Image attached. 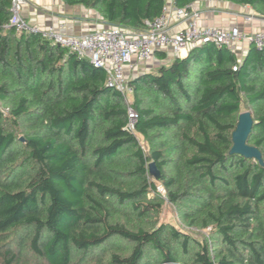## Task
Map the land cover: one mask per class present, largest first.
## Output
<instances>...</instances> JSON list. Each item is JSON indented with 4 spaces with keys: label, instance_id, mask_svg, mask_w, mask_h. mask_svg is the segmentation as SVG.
<instances>
[{
    "label": "trees",
    "instance_id": "16d2710c",
    "mask_svg": "<svg viewBox=\"0 0 264 264\" xmlns=\"http://www.w3.org/2000/svg\"><path fill=\"white\" fill-rule=\"evenodd\" d=\"M62 1L136 32L164 5ZM225 1L264 17V0ZM11 4L0 0V264H30L24 252L44 264H264V49L238 58L207 42L133 75L130 129L105 70L7 26ZM242 108L261 162L231 153ZM164 198L207 237L158 224ZM114 239L128 252L104 260Z\"/></svg>",
    "mask_w": 264,
    "mask_h": 264
},
{
    "label": "built area",
    "instance_id": "2783aa9c",
    "mask_svg": "<svg viewBox=\"0 0 264 264\" xmlns=\"http://www.w3.org/2000/svg\"><path fill=\"white\" fill-rule=\"evenodd\" d=\"M199 2L215 6L225 0H195L182 7L174 6L172 0H164L160 15L152 21H145L144 31L136 32L103 25L77 36L66 34L62 24L41 30L29 25L20 15L23 0H12L7 26H14L17 31L40 32L42 38L48 42L65 48L77 58L87 59L96 68H102L107 75V86L125 98L131 91L128 80L160 61L156 56L158 52L180 57L189 49L207 42L229 49L238 58L242 55H237V51L242 50L245 53L249 45L259 50L264 49V28L247 30L237 23L227 27L203 26L200 22L201 13L196 7ZM242 7L243 12L237 17L244 24H250L258 14L249 6ZM232 69L235 70L236 66ZM136 118V113L128 105L127 126L130 129L133 128ZM158 190L162 191V188L158 187Z\"/></svg>",
    "mask_w": 264,
    "mask_h": 264
},
{
    "label": "crops",
    "instance_id": "0c3cea01",
    "mask_svg": "<svg viewBox=\"0 0 264 264\" xmlns=\"http://www.w3.org/2000/svg\"><path fill=\"white\" fill-rule=\"evenodd\" d=\"M196 7L201 13L200 22L203 26L227 27L237 23L241 28L247 30L264 28V17L257 15V18L250 24H244L237 17L239 13L243 12L242 5L225 1L222 4L210 6L199 2L196 3ZM20 15L26 23L40 30L51 25L59 26L62 24L66 34L76 36L94 31L105 25L94 11L82 6L67 5L62 0H23ZM243 54L244 51H237V55L243 56ZM170 58L172 56L166 55L162 61L166 63ZM126 74L129 75L128 71Z\"/></svg>",
    "mask_w": 264,
    "mask_h": 264
},
{
    "label": "rangeland",
    "instance_id": "374dc122",
    "mask_svg": "<svg viewBox=\"0 0 264 264\" xmlns=\"http://www.w3.org/2000/svg\"><path fill=\"white\" fill-rule=\"evenodd\" d=\"M162 63L164 64L165 62L164 61L163 62L158 61L157 63H154L152 65V68H147L145 71L153 70L159 64H162ZM130 74H132V73H130ZM130 77H131V75H130ZM124 103L126 106H128V105L131 106V104L133 103V96H132L131 91L125 95ZM241 111L245 112L243 108L241 109ZM248 112L251 113L250 110H248ZM138 139L142 143L141 138L138 137ZM142 147H144V146L142 145ZM157 190H158V188H157ZM159 193L164 197V190L163 189H162V191H159ZM160 223H168V224L174 225L176 228L182 230L185 233H189L194 238L201 240V241H203V239L205 237H207V232L209 230V229L198 230L195 228H187L184 225H182V223L180 222V220L177 216L175 208L165 198H164V202H163L161 212L158 216V224H160ZM129 247H130V244H127L125 242H121L118 239H114L108 246H106V248L102 252L103 254H101V256L103 257L104 260H106L107 256L109 255V252L114 250V248L119 250L121 253L125 254L128 252ZM98 254H99V252L93 253L94 256L95 255L98 256ZM21 260L24 262L30 263V264H44L42 261L36 260L30 253H27V252L22 253Z\"/></svg>",
    "mask_w": 264,
    "mask_h": 264
},
{
    "label": "water",
    "instance_id": "95a60500",
    "mask_svg": "<svg viewBox=\"0 0 264 264\" xmlns=\"http://www.w3.org/2000/svg\"><path fill=\"white\" fill-rule=\"evenodd\" d=\"M253 125L250 112L245 111L239 114L235 130L232 132L231 153L241 155L245 158L261 161L260 152L247 144L248 136ZM149 174L158 179L159 173L153 162L148 164Z\"/></svg>",
    "mask_w": 264,
    "mask_h": 264
}]
</instances>
